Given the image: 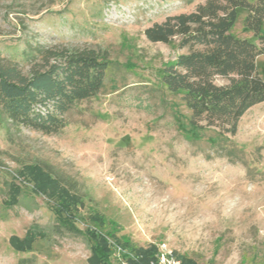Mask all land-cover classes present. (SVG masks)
Here are the masks:
<instances>
[{"label": "rangeland", "instance_id": "1", "mask_svg": "<svg viewBox=\"0 0 264 264\" xmlns=\"http://www.w3.org/2000/svg\"><path fill=\"white\" fill-rule=\"evenodd\" d=\"M203 1L0 0V56L24 71V53L37 46H87L112 60L100 91L75 103L58 133L0 122V264H89L85 235L52 230L54 202L20 172L31 164L81 196V230L92 212L105 217L101 230L119 240L110 239L114 264H127L128 245L161 242L195 264H264V101L241 116L234 135L191 129L190 111L157 74L186 48L144 34ZM245 14L238 9L232 27L240 37L251 36ZM256 63L264 78V55ZM10 182L21 189L12 206ZM28 231L30 249L14 248L11 236Z\"/></svg>", "mask_w": 264, "mask_h": 264}, {"label": "trees", "instance_id": "2", "mask_svg": "<svg viewBox=\"0 0 264 264\" xmlns=\"http://www.w3.org/2000/svg\"><path fill=\"white\" fill-rule=\"evenodd\" d=\"M244 8V28L250 37L232 32L238 9ZM147 39L186 48L158 70L163 88L180 100L190 111L191 129L216 128L224 137L234 135L241 116L264 101V78L256 63L264 55V0H204L192 11L168 15L144 29ZM27 71L18 60L0 56V122L27 127L44 134H55L66 126L65 113L78 101L95 96L103 86L112 60L106 50L92 47H69L63 44L37 46L24 53ZM222 79L218 83L216 79ZM33 181L32 189L53 203L57 224L52 230L83 234L90 243L89 264H114L110 258V239L119 241L115 232L101 229L107 224L98 212L89 214L92 225L85 231L75 223L81 196L39 165L31 164L20 171ZM6 205L19 203L20 186L9 183ZM35 234L11 236L17 250H29ZM117 241V242H116ZM128 244V240H123ZM127 264H149L157 248H122ZM180 264H195L180 256Z\"/></svg>", "mask_w": 264, "mask_h": 264}, {"label": "built area", "instance_id": "3", "mask_svg": "<svg viewBox=\"0 0 264 264\" xmlns=\"http://www.w3.org/2000/svg\"><path fill=\"white\" fill-rule=\"evenodd\" d=\"M156 248L155 258L149 264H180V258L165 242L159 243ZM118 250H120L119 247Z\"/></svg>", "mask_w": 264, "mask_h": 264}]
</instances>
